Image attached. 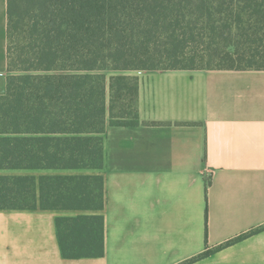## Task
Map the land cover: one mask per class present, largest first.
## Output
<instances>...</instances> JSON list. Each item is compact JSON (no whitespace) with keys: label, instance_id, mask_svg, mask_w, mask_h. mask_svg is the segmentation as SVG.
Masks as SVG:
<instances>
[{"label":"trees","instance_id":"obj_1","mask_svg":"<svg viewBox=\"0 0 264 264\" xmlns=\"http://www.w3.org/2000/svg\"><path fill=\"white\" fill-rule=\"evenodd\" d=\"M0 96V209L58 217L65 257L103 254V136L138 123L137 70L264 69V0H7ZM197 257L180 264H189Z\"/></svg>","mask_w":264,"mask_h":264},{"label":"crops","instance_id":"obj_2","mask_svg":"<svg viewBox=\"0 0 264 264\" xmlns=\"http://www.w3.org/2000/svg\"><path fill=\"white\" fill-rule=\"evenodd\" d=\"M110 74L137 77L138 123L103 136V254L65 257L58 238V217L95 212L0 209V264H264V69ZM7 77L0 0V96Z\"/></svg>","mask_w":264,"mask_h":264},{"label":"rangeland","instance_id":"obj_3","mask_svg":"<svg viewBox=\"0 0 264 264\" xmlns=\"http://www.w3.org/2000/svg\"><path fill=\"white\" fill-rule=\"evenodd\" d=\"M7 69H8V65H7ZM10 73H11V71H10V72L8 71V74H10ZM110 73H112V72H110ZM110 73H109V74H110ZM89 171H90L91 173H95V172H96V171H93V172H92L91 170H89Z\"/></svg>","mask_w":264,"mask_h":264}]
</instances>
